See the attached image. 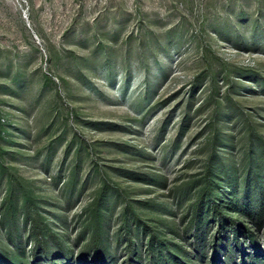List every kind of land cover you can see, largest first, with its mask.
I'll use <instances>...</instances> for the list:
<instances>
[{
	"label": "rangeland",
	"instance_id": "1",
	"mask_svg": "<svg viewBox=\"0 0 264 264\" xmlns=\"http://www.w3.org/2000/svg\"><path fill=\"white\" fill-rule=\"evenodd\" d=\"M0 264H264V0H0Z\"/></svg>",
	"mask_w": 264,
	"mask_h": 264
}]
</instances>
